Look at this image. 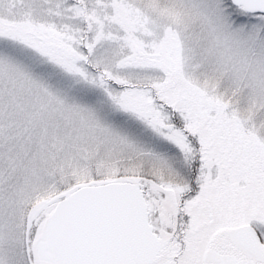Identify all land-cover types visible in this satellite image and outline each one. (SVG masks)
<instances>
[{
	"label": "snow or ice",
	"instance_id": "snow-or-ice-1",
	"mask_svg": "<svg viewBox=\"0 0 264 264\" xmlns=\"http://www.w3.org/2000/svg\"><path fill=\"white\" fill-rule=\"evenodd\" d=\"M0 264H264V0H0Z\"/></svg>",
	"mask_w": 264,
	"mask_h": 264
}]
</instances>
